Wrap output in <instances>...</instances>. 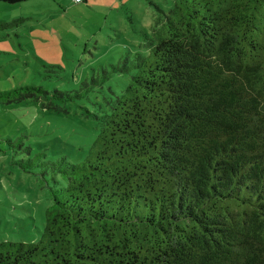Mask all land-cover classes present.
Segmentation results:
<instances>
[{"label": "trees", "instance_id": "trees-1", "mask_svg": "<svg viewBox=\"0 0 264 264\" xmlns=\"http://www.w3.org/2000/svg\"><path fill=\"white\" fill-rule=\"evenodd\" d=\"M149 4L163 23L113 67L130 82L93 114L86 158L19 162L51 173L52 204L37 242H0V264H264V0ZM84 95L20 86L0 105Z\"/></svg>", "mask_w": 264, "mask_h": 264}, {"label": "rangeland", "instance_id": "rangeland-1", "mask_svg": "<svg viewBox=\"0 0 264 264\" xmlns=\"http://www.w3.org/2000/svg\"><path fill=\"white\" fill-rule=\"evenodd\" d=\"M174 0H28L0 2V22L23 18L0 31V93L20 86L41 87L52 95L85 94L63 103L27 100L0 105V242L34 243L51 206V173L23 169L28 159L44 155L53 163H81L99 126L93 118L112 92L120 94L130 75L113 67L143 54L153 31ZM93 83H96L93 85ZM30 147L31 154L22 152ZM28 170V171H26ZM58 181L60 178H56Z\"/></svg>", "mask_w": 264, "mask_h": 264}, {"label": "built area", "instance_id": "built-area-1", "mask_svg": "<svg viewBox=\"0 0 264 264\" xmlns=\"http://www.w3.org/2000/svg\"><path fill=\"white\" fill-rule=\"evenodd\" d=\"M72 2H74V3H80L81 1L80 0H72Z\"/></svg>", "mask_w": 264, "mask_h": 264}]
</instances>
